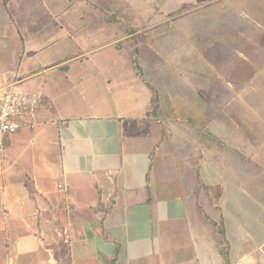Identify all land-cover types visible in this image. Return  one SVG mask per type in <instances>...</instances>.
I'll return each instance as SVG.
<instances>
[{
    "label": "crops",
    "instance_id": "0c3cea01",
    "mask_svg": "<svg viewBox=\"0 0 264 264\" xmlns=\"http://www.w3.org/2000/svg\"><path fill=\"white\" fill-rule=\"evenodd\" d=\"M149 1L0 0V90L41 96L0 155V264H227L220 227L230 264H264V244L247 249L264 227V137L214 122L222 95L160 58ZM193 1L174 0L165 25L192 34L188 14L229 0ZM191 228L219 253L206 240L191 258L178 236Z\"/></svg>",
    "mask_w": 264,
    "mask_h": 264
},
{
    "label": "rangeland",
    "instance_id": "374dc122",
    "mask_svg": "<svg viewBox=\"0 0 264 264\" xmlns=\"http://www.w3.org/2000/svg\"><path fill=\"white\" fill-rule=\"evenodd\" d=\"M226 3V1L220 4L215 2L213 11L217 10L218 5L225 10L218 16L217 14L207 16L206 13L203 15L197 13L196 15L199 17H196L195 13L188 14V22L191 21V28L194 29L192 30L194 33L187 34L185 31H177L179 20L175 23V19H172L167 25L164 23L168 10L177 6L174 0H150L147 2L148 11L150 10L151 13V17L148 19L149 24L152 26L158 21L161 23L159 27H156V31L155 29L151 30L155 33L149 32L147 34V38L152 41L154 47L159 45L158 40L162 42L165 50H160L161 59L171 60L174 56H179L182 59L183 69H196L198 75L205 76L208 82L211 81L213 95H222V100L220 98L218 104V112L214 109L215 123H219L221 120L225 121L227 118L239 124L249 123L248 129L252 125L257 131H253L256 137L251 139H261L264 137V126L261 125L263 124L261 122L264 121V18L246 16L243 14V9L248 8L246 12L250 13L253 10H259L258 12H262L264 15V0H229L228 4ZM189 4L188 7L182 4L183 9H205L206 5L204 0L193 1ZM173 10H177V8ZM182 26L184 27L183 22ZM165 30V34H160ZM206 35L210 36L207 43L205 42ZM189 37L194 38L193 47L189 46ZM185 45L187 46L185 49L179 50ZM150 54L151 57H154L153 51ZM217 91L218 93H216ZM240 127L243 134L248 137L247 126L240 125ZM169 163L173 164L171 158ZM219 168L222 171L220 165ZM168 196L173 197V194ZM207 212L212 214L210 209ZM252 228L255 229L256 227L253 226ZM258 229H262L258 240L255 243H250V246L247 247L252 252L264 244V227L261 226ZM191 232L190 235L186 232L178 234L182 241V247L186 248L185 250L189 255L191 253V258L194 250L198 254H205L206 248L200 247L198 249L197 246L201 243L206 244V240L208 250L212 245V251L215 250L216 253H219L218 248H216L219 239L217 234H213V236L207 234L205 237L204 232V239L199 240L194 238L192 228ZM211 238L215 246L210 241ZM235 262V264H243L241 260Z\"/></svg>",
    "mask_w": 264,
    "mask_h": 264
},
{
    "label": "built area",
    "instance_id": "2783aa9c",
    "mask_svg": "<svg viewBox=\"0 0 264 264\" xmlns=\"http://www.w3.org/2000/svg\"><path fill=\"white\" fill-rule=\"evenodd\" d=\"M40 100V95L29 94L17 85L0 90V155L4 152L7 135L21 129L18 120L24 115L35 114L40 107Z\"/></svg>",
    "mask_w": 264,
    "mask_h": 264
},
{
    "label": "trees",
    "instance_id": "16d2710c",
    "mask_svg": "<svg viewBox=\"0 0 264 264\" xmlns=\"http://www.w3.org/2000/svg\"><path fill=\"white\" fill-rule=\"evenodd\" d=\"M218 233L221 236V241L219 243V248L221 250V255L227 264H230V243L226 239L225 231L222 227L218 229Z\"/></svg>",
    "mask_w": 264,
    "mask_h": 264
}]
</instances>
